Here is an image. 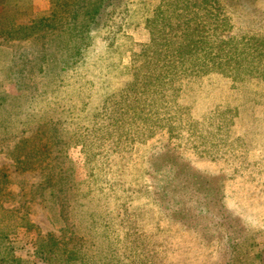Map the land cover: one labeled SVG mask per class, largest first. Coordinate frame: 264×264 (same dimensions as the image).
<instances>
[{
	"label": "rangeland",
	"instance_id": "obj_1",
	"mask_svg": "<svg viewBox=\"0 0 264 264\" xmlns=\"http://www.w3.org/2000/svg\"><path fill=\"white\" fill-rule=\"evenodd\" d=\"M114 2L79 54V0H0V26L56 25L0 32L5 243L20 264H264V0Z\"/></svg>",
	"mask_w": 264,
	"mask_h": 264
},
{
	"label": "trees",
	"instance_id": "obj_2",
	"mask_svg": "<svg viewBox=\"0 0 264 264\" xmlns=\"http://www.w3.org/2000/svg\"><path fill=\"white\" fill-rule=\"evenodd\" d=\"M114 1L115 0H79V45L77 47V49H79V54L82 50L81 48H83L85 44V37L87 36V33L89 31L90 24L92 22L96 23L98 21L97 19L101 18L102 14H107L108 9L111 7V5H114ZM72 14L74 17L77 16L76 11H73ZM80 14H82V17L80 16ZM4 26L5 25L0 26V32L4 31L9 35H14L16 33L27 34L30 31L36 30L40 31L41 35L43 36L45 34H48L51 30L56 27L55 24L50 21L46 22V20L44 22H38L37 24H23L20 26L11 25L10 27L6 26V28ZM42 49H44L43 45H41V50ZM61 60L62 66L64 67L71 65L75 59L70 60L68 57L67 59L62 58ZM12 112V109H5L0 105V143L2 140L6 139L7 136V139L13 136V133L8 129L10 124H12V119L10 117L12 116ZM2 132H4V136L2 135ZM6 133H8V135H6ZM41 143V139L34 141L30 140V137L14 141L12 146L13 148L9 149V154L15 162H17L19 165L23 164L24 168L29 169L30 167H32L33 164H35L42 157H44L41 154L39 155V145L41 146L45 144ZM25 147L28 148L25 154L20 155L19 153H14L15 148H17L18 150H22ZM8 181L9 180L7 173L0 171V196L2 193H4L3 189L5 187L3 186V184ZM6 234L7 233H5L4 229L0 227V264H20L19 258L16 257L13 253L12 247L5 243ZM51 241V238L43 237L40 239L39 243L37 244L38 251L40 254L44 255L45 253L47 254L49 252L52 247Z\"/></svg>",
	"mask_w": 264,
	"mask_h": 264
}]
</instances>
